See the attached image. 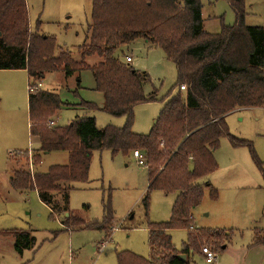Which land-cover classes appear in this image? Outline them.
<instances>
[{
    "label": "trees",
    "instance_id": "obj_1",
    "mask_svg": "<svg viewBox=\"0 0 264 264\" xmlns=\"http://www.w3.org/2000/svg\"><path fill=\"white\" fill-rule=\"evenodd\" d=\"M227 1L235 24L209 34L203 28L201 0H93L81 61L75 62L61 48L56 52L55 39L40 33V22L31 31L26 0H0V70H27L34 81L29 96L31 136L39 141V148L32 151L34 172L28 151L11 158L17 166L11 177L13 187L35 190L53 213H68L61 223L71 232L108 231L114 220L110 202L104 205L101 222H88L68 210L70 185L88 181L94 152L144 155L149 176L143 199L147 210L152 192L176 195L170 220L148 223L151 259L123 253L118 256L119 264H188L190 255H201L205 244L219 252L226 250L231 238L230 231L220 229L193 232L192 218L207 188L212 201L219 199L217 189L200 181L218 168L214 151L220 138H231L235 147L249 146L255 155L250 143L231 137L224 116L235 108L264 106V27L246 25V0ZM139 39L160 48L176 65L179 86H186L185 91L180 88L184 95L169 92L166 98L172 97L148 135L133 133V110L157 101V93L145 95L149 75L130 66L127 58L131 56L125 62L117 56L120 47ZM89 57L102 60L89 66ZM86 70L92 72L95 90L105 101L102 106L87 101L78 105L125 116L124 127L99 129L93 117L80 118L66 127L49 125L65 103L58 94L40 89L46 74L63 71L69 77ZM80 82L79 77L78 87ZM52 152L68 153V164L40 172L43 156ZM19 156L25 160H14ZM58 194L63 195L64 205L57 201ZM175 229L188 231L180 251L172 241ZM1 234H14L19 252L35 244L28 232ZM252 245L264 246V229L254 230ZM180 255H186V261Z\"/></svg>",
    "mask_w": 264,
    "mask_h": 264
},
{
    "label": "rangeland",
    "instance_id": "obj_2",
    "mask_svg": "<svg viewBox=\"0 0 264 264\" xmlns=\"http://www.w3.org/2000/svg\"><path fill=\"white\" fill-rule=\"evenodd\" d=\"M92 3L93 0H26L31 31L40 22V33L55 39L56 52L61 48L73 61L80 62ZM201 3L205 32L218 34L224 25L235 24L236 17L227 0H201ZM246 7V25L264 27V0H246ZM117 56L124 62L126 56H131L130 66L149 75L145 95L157 93V101L139 104L133 110V133L148 135L166 102L181 92L176 65L160 48L144 39L120 47ZM101 60L89 57L86 63L94 66ZM41 83L40 89L58 94L69 104L54 116V127H66L85 117L95 118L99 129L122 128L127 123L125 116L115 117L103 110L77 105L82 101L104 104L105 98L95 90L89 70L69 77L63 71L47 73ZM33 84L27 70H0V264H119L118 256L123 253L150 260L148 223L168 222L176 195L152 192L146 209L143 199L149 176L147 168L138 165L136 151L131 156L113 155L107 150L94 152L88 181L70 185L68 210L75 217L101 222L104 205L110 202L114 220L108 231H66L61 222L69 217L68 213H53L35 190L13 187L11 177L17 166L11 163V158L28 151L29 167L34 172L32 151L39 148L31 136L29 96ZM169 92L172 96L166 98ZM224 120L231 137L250 143L255 155L249 146L235 147L231 138H220L214 151L218 168L200 181L204 186L213 184L219 191V199L217 203L211 201L210 191L205 190L202 203L192 212L193 232L211 228L231 232L227 249L216 252L214 264H264V246L252 245L254 230L264 229V106L235 108ZM22 157L14 160H25ZM68 162V153L52 152L43 156L39 169L47 172L51 166ZM56 198L64 205L62 194ZM6 232H28L35 244L19 252L16 236L1 234ZM171 236L176 249L182 250L188 231L175 229ZM188 264H206L202 252L201 256L191 254Z\"/></svg>",
    "mask_w": 264,
    "mask_h": 264
},
{
    "label": "built area",
    "instance_id": "obj_3",
    "mask_svg": "<svg viewBox=\"0 0 264 264\" xmlns=\"http://www.w3.org/2000/svg\"><path fill=\"white\" fill-rule=\"evenodd\" d=\"M127 61L128 63L132 62V58L128 57ZM180 88L182 91L186 90V86L184 85L181 86ZM49 125L54 127L56 125V121L55 120L50 121ZM134 156L139 166L147 167L145 157L143 156V154L139 152H135ZM202 256L205 258L206 264H214L217 260V253L211 247H208V246H204L202 248Z\"/></svg>",
    "mask_w": 264,
    "mask_h": 264
},
{
    "label": "crops",
    "instance_id": "obj_4",
    "mask_svg": "<svg viewBox=\"0 0 264 264\" xmlns=\"http://www.w3.org/2000/svg\"><path fill=\"white\" fill-rule=\"evenodd\" d=\"M132 63H133V59H132ZM81 87V82H80V86L78 87V88H80ZM67 105H69L68 103H65L64 104V106H67ZM76 104H74V106H75ZM78 105V104H77ZM37 143H38V145H39V141H38V139H35V138H33ZM212 186H213V184H211ZM214 188H215V186H213ZM216 189V188H215ZM219 192V191H218ZM212 201V200H211ZM213 202H215V203H217L218 202V200L217 201H213ZM212 229V228H211ZM218 229V228H217ZM221 230V229H220ZM227 231V234L229 233V230H226ZM225 249H227V247L225 248ZM201 256V255H200Z\"/></svg>",
    "mask_w": 264,
    "mask_h": 264
},
{
    "label": "water",
    "instance_id": "obj_5",
    "mask_svg": "<svg viewBox=\"0 0 264 264\" xmlns=\"http://www.w3.org/2000/svg\"><path fill=\"white\" fill-rule=\"evenodd\" d=\"M1 35V34H0ZM68 215V214H67ZM179 258L182 260V261H186V255H180Z\"/></svg>",
    "mask_w": 264,
    "mask_h": 264
}]
</instances>
